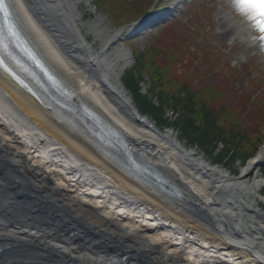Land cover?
<instances>
[{
    "label": "bare ground",
    "instance_id": "1",
    "mask_svg": "<svg viewBox=\"0 0 264 264\" xmlns=\"http://www.w3.org/2000/svg\"><path fill=\"white\" fill-rule=\"evenodd\" d=\"M13 1L78 100L120 130L139 160L178 183L190 208L132 180L71 114L46 98L41 105L0 70V264H264V143L231 178L170 135L134 125L121 84L130 52L109 56L86 42L76 0ZM219 21L235 48L264 54L247 16L233 21L222 11Z\"/></svg>",
    "mask_w": 264,
    "mask_h": 264
},
{
    "label": "rangeland",
    "instance_id": "2",
    "mask_svg": "<svg viewBox=\"0 0 264 264\" xmlns=\"http://www.w3.org/2000/svg\"><path fill=\"white\" fill-rule=\"evenodd\" d=\"M76 3L83 17L82 21L80 18L79 24L85 36H90V42L95 44V48H105L115 28L131 23L132 20L144 16L152 9L155 12H161L164 18L168 17L165 22L161 20L157 25L148 27L147 30L141 32V35L134 38H126L127 32L118 41L112 37L107 46L108 48L112 44L107 55H112L122 47L130 52L131 57L137 52L146 54L149 49L159 53L166 49L167 51L160 58L150 55L149 52V61L151 65L162 66L174 71L175 65L171 56L175 53L180 54L181 49L177 47L179 39L182 40L183 51L186 53L184 58H187L190 52V58L199 62L196 69L198 67L201 69L199 73L201 76L196 77L198 79L195 80V85L203 81L200 87L204 88L205 83L212 81L205 79L206 71L209 70L206 66L212 64L211 71L215 68L214 72L219 76L220 73L225 72L236 81L235 86L232 84L229 86L227 93L224 87H228L227 82L219 79L218 89L224 91L230 106L239 108V112L235 113L234 117L224 121L221 119V123L227 127L226 125L237 117L235 121L239 123L240 135H247L250 139V143L246 141L247 151L261 145L264 141V64H262L264 58L262 53L244 55L240 46L235 49L231 39L223 35L224 30L218 22L223 0H124L121 3L115 0H103L104 9L102 11L96 9L94 0H76ZM225 10L230 16L237 15L233 7ZM87 12H92L93 15L89 16ZM142 13L144 14L141 15ZM97 36L100 37L99 42ZM201 47L203 51L206 48L210 52V55L204 59ZM130 62L131 66L133 59ZM189 67L190 65L186 62L180 69L185 70ZM141 76L148 78L146 72ZM234 81L231 80V82ZM147 88L148 84H141L140 90L143 97H146L144 94ZM221 102L223 101L219 100V103ZM180 140L182 144L187 142L182 138ZM188 150L190 151V148ZM227 169L232 173L234 170H241L242 173L243 170L239 163ZM262 169L264 165L258 170L260 174ZM0 199L3 198L0 196ZM13 209H20V206L13 203ZM258 209L264 213V207Z\"/></svg>",
    "mask_w": 264,
    "mask_h": 264
},
{
    "label": "snow or ice",
    "instance_id": "3",
    "mask_svg": "<svg viewBox=\"0 0 264 264\" xmlns=\"http://www.w3.org/2000/svg\"><path fill=\"white\" fill-rule=\"evenodd\" d=\"M235 3L241 13L252 21L254 30L260 33L258 39L264 42V0H235ZM22 60L30 64L33 70L25 67ZM6 61L27 72L37 82H40L42 76L57 91L64 92L61 82L45 64L44 54L39 51L30 32L16 14L12 0H0V67L11 73ZM11 74L15 76V73ZM20 82L23 84V81Z\"/></svg>",
    "mask_w": 264,
    "mask_h": 264
},
{
    "label": "trees",
    "instance_id": "4",
    "mask_svg": "<svg viewBox=\"0 0 264 264\" xmlns=\"http://www.w3.org/2000/svg\"><path fill=\"white\" fill-rule=\"evenodd\" d=\"M160 78V81L155 84L153 90L156 88L163 90L160 84L162 82V77ZM182 93H186L187 95L183 97ZM158 96H160V106L156 107L151 103H147V105L149 104L153 115L157 116V118H160L161 121L164 122V119H162L163 107L171 105V107L181 110L183 112V120H181L178 125L181 127L189 143L198 144L203 148L206 146L212 147L213 153L217 144L223 143L224 148L222 152H220V158L218 157L217 162L221 163L225 159L230 158L232 161H241L244 163L249 157L254 155L255 151L247 153L246 150L243 149V146L242 150L238 152L242 143L245 147L247 139L244 137L237 145L235 143L236 140L238 141L237 134L234 133L233 130L228 133L226 129L219 125V122V124H216V120L214 119L217 118L213 114V111L207 104L198 102L194 93L190 92L186 87L177 94L162 91ZM170 99L172 100V103L169 102ZM199 120L203 121L202 126H197V121ZM232 146L234 148H232Z\"/></svg>",
    "mask_w": 264,
    "mask_h": 264
},
{
    "label": "water",
    "instance_id": "5",
    "mask_svg": "<svg viewBox=\"0 0 264 264\" xmlns=\"http://www.w3.org/2000/svg\"><path fill=\"white\" fill-rule=\"evenodd\" d=\"M169 197H172L171 195H168Z\"/></svg>",
    "mask_w": 264,
    "mask_h": 264
}]
</instances>
